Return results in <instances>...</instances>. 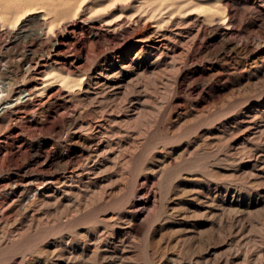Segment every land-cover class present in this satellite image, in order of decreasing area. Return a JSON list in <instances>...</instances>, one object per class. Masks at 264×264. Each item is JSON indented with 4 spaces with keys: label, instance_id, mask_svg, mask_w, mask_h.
<instances>
[{
    "label": "rangeland",
    "instance_id": "rangeland-1",
    "mask_svg": "<svg viewBox=\"0 0 264 264\" xmlns=\"http://www.w3.org/2000/svg\"><path fill=\"white\" fill-rule=\"evenodd\" d=\"M52 35L0 177L65 152L74 108L95 144L5 199L0 264H264V0H0V57Z\"/></svg>",
    "mask_w": 264,
    "mask_h": 264
},
{
    "label": "bare ground",
    "instance_id": "bare-ground-1",
    "mask_svg": "<svg viewBox=\"0 0 264 264\" xmlns=\"http://www.w3.org/2000/svg\"><path fill=\"white\" fill-rule=\"evenodd\" d=\"M44 24L47 26V21H42L41 25ZM23 31L24 29H21L18 32ZM35 34L36 38L39 39L40 34L37 31ZM60 43L61 41L57 37L53 35L47 36L45 41L29 42L28 48L21 52H15L12 57L7 55L0 57L2 63L0 66V126L3 121L13 122L20 119L18 115L19 109L24 108L25 105L31 102H35L34 92L23 81L27 78L36 79V76L41 73L47 74L41 67L48 66L51 59L54 62L58 61L57 55L60 51L57 46ZM20 79H22V82ZM36 107L41 109L43 102L37 101ZM78 114V109L74 108L66 119L72 128L68 132L67 138L63 141L65 152H60L52 157L47 155L48 153L44 154L45 158L43 160H41L40 156L32 158L30 165L38 166L39 172L42 171V173L31 174L29 165L22 168L23 173H20V176L12 180L9 179L10 181L8 182H4L2 177H0V189L3 187L2 190H5L4 193H0L1 197L4 198L0 202V224L3 221V211L6 208L3 202H5L7 197H12L11 200L13 202L20 204L25 203V200L30 201L39 196L49 195L50 192L55 190V188L54 190L52 189L54 186L62 184L65 179L73 178L72 176L78 172V169L73 164L75 159H77L75 156L87 155L90 146L95 140V137L88 136L79 131L76 128L77 126L75 127V117ZM47 145L48 141L45 139L40 140L39 146L41 148L47 147ZM57 161H65L69 174L58 176L51 173V171L48 172Z\"/></svg>",
    "mask_w": 264,
    "mask_h": 264
}]
</instances>
